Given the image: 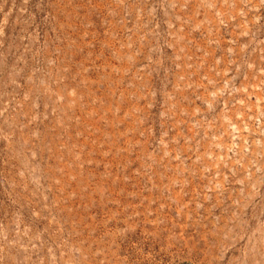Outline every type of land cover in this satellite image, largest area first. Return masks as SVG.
I'll return each instance as SVG.
<instances>
[{"label": "rangeland", "instance_id": "374dc122", "mask_svg": "<svg viewBox=\"0 0 264 264\" xmlns=\"http://www.w3.org/2000/svg\"><path fill=\"white\" fill-rule=\"evenodd\" d=\"M0 264H264V0H0Z\"/></svg>", "mask_w": 264, "mask_h": 264}]
</instances>
